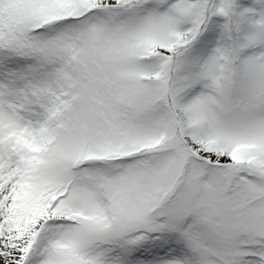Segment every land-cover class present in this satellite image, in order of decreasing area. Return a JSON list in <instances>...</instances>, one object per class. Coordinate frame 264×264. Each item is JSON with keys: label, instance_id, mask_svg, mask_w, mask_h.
Instances as JSON below:
<instances>
[{"label": "snow or ice", "instance_id": "1", "mask_svg": "<svg viewBox=\"0 0 264 264\" xmlns=\"http://www.w3.org/2000/svg\"><path fill=\"white\" fill-rule=\"evenodd\" d=\"M0 264H264V0H0Z\"/></svg>", "mask_w": 264, "mask_h": 264}]
</instances>
